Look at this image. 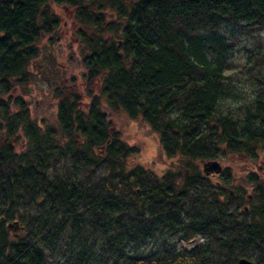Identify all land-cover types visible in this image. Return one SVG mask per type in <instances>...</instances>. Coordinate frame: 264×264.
<instances>
[{"label": "trees", "instance_id": "1", "mask_svg": "<svg viewBox=\"0 0 264 264\" xmlns=\"http://www.w3.org/2000/svg\"><path fill=\"white\" fill-rule=\"evenodd\" d=\"M63 8L73 11L84 46L74 58L84 83L151 125L174 168L162 175L122 171L139 147L110 132L100 94L92 96L87 122L76 118V125L70 116L79 100L65 99L59 126L74 139L72 148L32 121L24 154L0 148V264H236L250 253L264 264V224L227 219L219 193L228 190L196 173L192 162L228 151L264 156V53L253 51L246 64L252 98L234 90L233 77L214 57L224 26L264 29V0H0V110L15 115L7 119L15 123L9 133L28 117V102L10 91L26 84L43 50L40 40L60 26ZM230 89L250 102L220 111V100L233 99ZM65 91L56 88L59 96ZM71 94L78 97L76 89ZM65 148L69 164L51 176L50 163ZM254 180L249 174L244 185ZM209 193L219 198L207 213ZM2 217L23 223L20 236L10 234ZM177 233H202L207 241L178 251L168 241ZM148 242L155 249L138 251ZM60 256L66 257L58 263Z\"/></svg>", "mask_w": 264, "mask_h": 264}, {"label": "rangeland", "instance_id": "2", "mask_svg": "<svg viewBox=\"0 0 264 264\" xmlns=\"http://www.w3.org/2000/svg\"><path fill=\"white\" fill-rule=\"evenodd\" d=\"M114 17L115 13H113L112 18ZM73 18V11L68 8H63L62 16L60 17V26L56 28L51 34L43 36L40 40V45H42L43 50L40 51V55L36 60V65L33 66L34 62L30 63V68L32 69H30V74L27 76V80L25 81L26 84H18V86L13 89V91H10L13 98H15L16 95H20L28 102L27 119L23 120V122L17 123L15 128L16 132L13 131L7 134V136H17L16 143L13 146L14 152L17 155L24 154V152L29 147L30 139L27 134V126L30 121L34 122L36 125H38V127L43 128L42 131H51L56 137L65 139V143L61 142L65 147H69V144L71 145V148L73 147L75 144L74 139L69 136L66 131H63L61 126H59L58 113L60 104L58 102L59 95L56 92V88L63 90L66 89V84H69L73 87L70 82L71 76L76 78L74 83L76 86V92L78 93V97H76V99L79 100L80 103L79 108L70 116L71 120L73 121L74 125H76V118H82L83 121L87 122V119H85V113L91 106L93 101L92 96L97 93V89L95 90L96 87L93 85L89 87L86 85V83H84V80L79 73L81 68L74 64V58L79 59L83 55L82 52L84 46L81 43L80 34L77 32L78 25H76ZM220 34L223 36L222 38L224 39V45L218 47V50L214 52V57L220 59V62L225 70L224 73L233 77L234 85L232 86H236L234 90H236L238 94H244L246 92L252 98L253 90L251 91L252 87L249 85L250 74L247 70L246 64L250 60L249 58L253 51L264 53V29H252L249 26L240 29L236 26L233 27V25H226L221 29ZM115 39L117 40V38ZM65 79L68 81L64 83L63 81H65ZM23 87L24 89H22ZM230 90L232 92L231 97L235 101L233 99L220 100V111L227 112L228 110L236 108V106L240 104H248L250 102L248 97H237L236 92L233 89ZM99 94L100 93L98 92L96 95ZM6 96L7 95H4V98H6ZM99 97L102 102V109L107 115V120H109L111 123L110 132L116 134L117 138L126 145H137L139 147L137 152L129 155L127 161H125L123 164L122 171H128L129 173L134 168H142L146 173L155 172L157 175H162L167 172L169 168H174L170 158L167 157L163 152L157 131H155L151 125L143 122L139 118L130 117L128 112L121 105L118 107L110 103L106 100L105 96L100 94ZM10 103L11 99L9 100V104ZM13 108L16 109V106H13ZM13 117H15L13 113L10 112L4 114L3 111L0 110V124L2 127L0 128V132H9L8 127L14 125L15 123H11L10 121L8 122L7 119L9 120ZM233 118L236 120L234 114ZM75 138L78 139L77 136H75ZM83 138V135L80 133L79 140L82 141ZM207 141L208 142L205 143L206 145L212 144L210 140ZM83 143H85V140ZM96 149L97 147H94L93 150L91 149L89 155H93ZM69 155H71V153L67 151V148L62 151L59 150V160L50 163V167L48 169V172H50L49 174H52L51 172L53 171L54 167L62 168L63 165L67 163L69 164ZM215 159L219 160L222 167L224 168L223 178L226 180V182H224L223 179L222 181L223 183H227L224 184L225 187L231 188V186L234 184L233 177L238 178L235 180L236 185L239 183L244 184L245 173H249L251 169L248 166V160H263L264 156L255 158L253 156L244 155L240 157V155L236 154H222L219 152L214 158H195L194 161H192L193 168L195 169L194 171L196 173L202 174V162ZM64 162L66 163L64 164ZM211 182H214V179H212ZM230 183L232 185H230ZM213 196L214 197H212L210 193L209 195H206V198L209 199L208 204L210 203L212 206L209 207L210 209L207 211V213L213 211L211 209L215 208V205L218 203L217 200L219 196H221V198L223 196V199L221 200H224L225 202H223L221 207L222 213L227 214V219H239L237 212L241 213L242 207L237 209L235 203H232L228 200L227 193H224L221 190L219 196L218 194ZM215 213L216 212L212 214ZM243 217L247 220H245L244 223H248V213H245L242 218ZM252 223L254 226H260V223ZM196 235H200L202 238V241L199 243L201 246L206 243L207 237L205 234L201 235V233H196L190 237L193 238ZM182 237L183 236L180 233H177L171 236L168 241L170 244L174 245L175 248L178 247L181 249L180 247H183L180 241ZM61 242H63V239ZM152 243L153 242H148L147 245L142 247L140 246L138 251H147L149 248L155 249V246L152 245ZM156 244L158 245V243ZM70 246V244H65L64 248H67L68 250ZM132 246L133 244L131 243L127 248L132 251ZM66 256H60V258L56 259L55 261L61 263ZM247 258L252 260L254 264H257L258 259H256V255L254 253H250V256Z\"/></svg>", "mask_w": 264, "mask_h": 264}, {"label": "flooded vegetation", "instance_id": "3", "mask_svg": "<svg viewBox=\"0 0 264 264\" xmlns=\"http://www.w3.org/2000/svg\"><path fill=\"white\" fill-rule=\"evenodd\" d=\"M67 81L68 80L65 79L64 83ZM66 89H67V91L63 92L61 94V96L58 97L59 104L63 103L65 99L68 101H71V102H75L77 100L76 97L71 94L72 90L76 89V86L72 87L69 84H66ZM8 133L9 132H7V131H1L0 132V148L4 145H8L11 148H13L14 144L16 143L17 136L16 137L7 136ZM74 135L77 136L78 138L80 137V133H78V132H75ZM84 140L85 139L83 138L82 141H78V144H82L84 142ZM61 141H62V143L66 142V140L62 139V138H61ZM247 162L249 163V164L248 163L247 164L251 169H250L249 173H245L244 178L247 179L249 174L254 173L256 175V180L249 181V185H244L245 182H244V184L239 183L238 185H236V182H235L236 178H234L232 176L233 180H234L233 186H231V188L225 187V185L222 181L223 175H224V168L223 167L221 169V172L218 174H214V173L210 172L208 175H205L202 172V175L205 178H207L209 181L214 179L213 183L216 187L224 188V189L228 190V194H227L228 200L232 203L234 202L237 209L242 207L241 208L242 212L241 213L237 212V215H240V217L242 218V216L245 213H248V223H252V222L259 223L260 222V223L264 224V200H263V197L261 196V193H262L261 190L264 189V159L263 160L260 159V160H256V161H255V159H251V160H248ZM203 163L204 162H202V164ZM259 167H260V170H259ZM235 176H237V175H235ZM255 181H257V182H255ZM258 181H260V182H258ZM230 185H232V184L230 183ZM222 199H223V196H222ZM222 202H225V201L222 200ZM242 213H244V214H242ZM2 220L5 221L6 226L9 230L10 234H12L15 237L20 236V234H21L20 232L23 229L24 225H23V223H21V221L19 219L14 218V219L6 220L4 217H2ZM242 220L245 222L246 219L243 217ZM16 222H18V223H16Z\"/></svg>", "mask_w": 264, "mask_h": 264}, {"label": "water", "instance_id": "4", "mask_svg": "<svg viewBox=\"0 0 264 264\" xmlns=\"http://www.w3.org/2000/svg\"><path fill=\"white\" fill-rule=\"evenodd\" d=\"M221 169H222L221 164L217 160L207 161L203 163V172L206 175H208L210 172L214 174H218L221 172ZM236 264H254V262L248 258L242 257L237 260Z\"/></svg>", "mask_w": 264, "mask_h": 264}, {"label": "built area", "instance_id": "5", "mask_svg": "<svg viewBox=\"0 0 264 264\" xmlns=\"http://www.w3.org/2000/svg\"><path fill=\"white\" fill-rule=\"evenodd\" d=\"M181 243H182V246L186 249V250H191L193 248H195L196 246L199 245V243L202 241V238L200 235H196L195 237L193 238H189L187 240H183L181 239L180 240ZM184 242L186 243V245H184Z\"/></svg>", "mask_w": 264, "mask_h": 264}, {"label": "bare ground", "instance_id": "6", "mask_svg": "<svg viewBox=\"0 0 264 264\" xmlns=\"http://www.w3.org/2000/svg\"><path fill=\"white\" fill-rule=\"evenodd\" d=\"M98 153H99V154H103V149H102V150H99ZM227 153H228V154H236V155H240V157L244 156V154H240V153L237 152V151H235V152H234V151H228ZM201 234H202V233H201ZM184 245H186L185 242H184Z\"/></svg>", "mask_w": 264, "mask_h": 264}]
</instances>
